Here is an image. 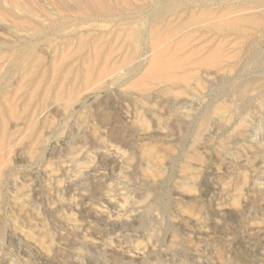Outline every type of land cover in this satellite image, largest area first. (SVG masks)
Wrapping results in <instances>:
<instances>
[{
	"label": "rangeland",
	"instance_id": "1",
	"mask_svg": "<svg viewBox=\"0 0 264 264\" xmlns=\"http://www.w3.org/2000/svg\"><path fill=\"white\" fill-rule=\"evenodd\" d=\"M66 1L89 16L0 0V264H264V24L183 25L264 5L186 0L158 21L178 28L160 53L132 39L157 0ZM152 59L177 80L155 81Z\"/></svg>",
	"mask_w": 264,
	"mask_h": 264
},
{
	"label": "bare ground",
	"instance_id": "2",
	"mask_svg": "<svg viewBox=\"0 0 264 264\" xmlns=\"http://www.w3.org/2000/svg\"><path fill=\"white\" fill-rule=\"evenodd\" d=\"M109 1V0H108ZM217 1V0H201L200 2H195L198 5H200L201 8H211L212 6V2ZM21 2V1H20ZM23 2V1H22ZM80 2H84L86 4H88L89 6H97L99 9L101 10H105L108 9V4L109 2H105V1H94V0H80ZM100 3V4H99ZM111 3V2H110ZM24 4V3H23ZM61 4L64 7H68L69 9L71 8L72 11H81L82 9L79 8L78 6L75 5H71L68 4V2L66 0H62ZM99 4V5H98ZM17 4L15 3V6ZM20 5V4H19ZM25 7H21V6H16L13 8H9L10 13L11 12H17V13H21V14H32V8L30 4H25ZM264 5V0H252L250 1L249 4H247V6H261ZM10 6V5H9ZM24 6V5H22ZM11 7V6H10ZM178 8H188L190 9V5L189 3L186 2V0H173V1H168L165 2L163 0H157L156 2H154V4L151 6L148 15L146 17V20L148 22L149 25V30H142L139 28H136L133 30L132 33V39L135 43H139L142 44L143 41H157L155 48L156 50L161 51L160 53L163 52L162 47L160 46V42L158 41L161 37V35H163L164 33H168V34H172L173 32L177 31L178 28L175 27H163L161 28L158 25V21H160L162 18L166 17L168 15V13H170L171 11H174ZM14 10V11H13ZM78 14V13H77ZM230 10L229 9H224V11L221 14H217V12H214V10H203L199 13L196 12H192L189 17H188V21H186V23H183L184 26L189 27V26H199V27H206L209 28L211 30H232V31H237V32H244L248 27L251 26H260L264 24V18L257 16V15H237L235 17H230ZM88 13L87 12H83L81 11V18L84 19L86 17H88ZM22 17V16H21ZM89 20H85L79 24H77V26L81 25L82 23H88ZM61 31H64L63 28H61ZM82 36H84V33L82 32L81 34ZM145 42L144 45H142V48L139 47L136 55L137 58H140L142 56H150L154 59V55H150V51L149 48L145 46ZM155 48H154V52H155ZM9 49V48H8ZM28 52L30 55H33V52H36V48L34 46H28L27 44H21L19 45L17 48H15V54L19 55L21 53H26ZM175 54V52H174ZM41 57V56H40ZM151 60L150 64H149V68H153L154 71L156 72H152L148 70V74L152 75V78L155 81L158 82H164V80H177V78L175 76H171L170 73H172V71H177L180 68L176 66V62H167L165 64H159L160 59L156 60ZM37 60V59H36ZM42 60V59H41ZM38 61V60H37ZM36 62V61H35ZM40 62V59H39ZM38 62V63H39ZM141 68V63H134V64H126L125 67L123 68L125 70V73L122 75L121 78H125V81H129L131 80V78H133V76H135L137 74V72L139 71V69ZM34 69V68H33ZM118 81H120V79L116 76L112 82L114 83H119ZM133 87L137 86V83L132 84ZM2 145V141L0 140V146Z\"/></svg>",
	"mask_w": 264,
	"mask_h": 264
}]
</instances>
